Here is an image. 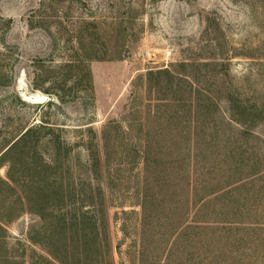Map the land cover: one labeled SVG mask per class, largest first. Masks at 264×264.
Wrapping results in <instances>:
<instances>
[{"label":"rangeland","instance_id":"1","mask_svg":"<svg viewBox=\"0 0 264 264\" xmlns=\"http://www.w3.org/2000/svg\"><path fill=\"white\" fill-rule=\"evenodd\" d=\"M31 126L0 162V264L48 256L38 210L97 187L110 264H264V0H0V155Z\"/></svg>","mask_w":264,"mask_h":264},{"label":"trees","instance_id":"2","mask_svg":"<svg viewBox=\"0 0 264 264\" xmlns=\"http://www.w3.org/2000/svg\"><path fill=\"white\" fill-rule=\"evenodd\" d=\"M74 62L76 63V65H72L73 61L68 60L66 63H64V65L77 66L82 68V66H80L79 64H84L86 60L85 58L82 60L74 59ZM207 64L204 63V65ZM85 70H87L86 75L89 88H92L90 82V75L88 74L89 70L87 67H85ZM164 71L167 72L166 69ZM160 72L161 71L157 73ZM152 73L153 72L150 71L149 74ZM56 97L60 101H63V97L61 94L56 93ZM234 104L235 103L232 102V106H235ZM241 113L244 114L245 110H243ZM38 127L40 129L48 131L49 133H52L54 130L49 125H39ZM36 130L37 128L35 126L26 128L24 132H22L21 135L6 149V151L2 155H0V162L5 158L7 154L13 151L16 147H18L21 142H23L27 137L31 135V133H34ZM81 146L85 150L87 156L85 167L87 169L88 175L90 179L95 177L97 178L98 176H100V157L98 146L92 141L91 138L82 142ZM71 149L73 148L68 143L64 145L55 143L54 150L56 153H54V155H51L50 159L48 161H45L43 165L50 167L47 168L51 170L56 168L57 158H60V155H62L64 156V160H67ZM35 170L38 171L36 167L34 168V171ZM0 183L4 182L1 180ZM49 191L51 193L53 192L52 186L49 187ZM101 193L102 191L100 190V187H97L98 198L93 199V195L86 194L88 195L89 199H86L84 201V204L89 206V208L76 210L72 215H68L67 212H60L56 213L52 220L51 218L46 220L45 213L43 211L38 210V214L44 221V223H42L41 228L36 231L34 235L29 236V240L31 242L40 243L41 246L45 248L44 251L48 256H42L41 254L34 255L31 258L30 264H38L39 262L54 264L53 259L56 260L58 264H71V262L69 261L70 258L73 259L76 264H90L92 259H90V255L88 254V252L92 248L93 251L96 252V256L94 259L95 264H110V261L112 260L111 251L108 242L105 239V237L108 236V227L106 224L107 215L106 210L103 207V198H101ZM19 199L23 200L22 198ZM27 200L29 199L24 198V201L27 202ZM70 206L71 205L69 203V209H71ZM96 207L98 209H96ZM141 210L143 216H145V197L142 200ZM41 238H49L51 243H49V241L44 243ZM35 256H37V258ZM48 257H50V259Z\"/></svg>","mask_w":264,"mask_h":264}]
</instances>
